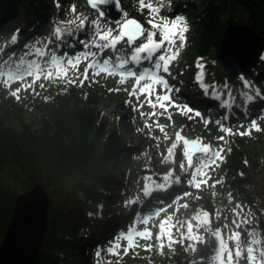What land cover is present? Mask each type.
I'll list each match as a JSON object with an SVG mask.
<instances>
[{
  "label": "trees",
  "instance_id": "1",
  "mask_svg": "<svg viewBox=\"0 0 264 264\" xmlns=\"http://www.w3.org/2000/svg\"><path fill=\"white\" fill-rule=\"evenodd\" d=\"M119 2L123 9L121 20L135 18L146 31L153 30L147 23L150 18L158 23L162 19L170 23L177 16L184 18L180 25L187 29L183 33V47L177 38L173 44H166L163 52L175 57L168 64L171 65L169 75L189 73L188 80L172 86L175 98L188 102L191 109L216 110L213 119L229 125L225 133L230 137L220 167L223 180L214 183L218 192L206 193L205 203L196 214L203 210L213 225L222 226L221 219H214L215 210L221 209L223 202L227 205L228 199L245 195V202L253 209L252 227L264 258V200L255 192L256 186L264 183V153L249 150L242 137L248 133L255 142H261L264 137V118L258 113H264V0ZM166 3L169 8L164 10ZM60 23L72 27L60 31ZM119 23L113 26L114 36L118 35ZM234 24L253 30L263 48L258 63L237 79L229 77L215 58L225 29ZM109 26L88 8L85 0L77 3L74 0H0V67H13L22 76L19 69L22 65L35 66L39 73L37 80L29 77L25 104L0 95V173L7 180L0 178V241L17 194L40 182L52 202L36 264H99L102 250L107 246L102 232L105 224H110L113 230H124L141 215L156 217L158 209L152 206L150 198L162 192L156 188L144 192V180L138 171L128 183L125 170L137 164L155 170L162 178L166 175L165 162L171 160L175 145L159 159L157 153L148 156V143L131 144L120 124L132 125V118L118 120L98 108L99 99L110 93L111 87L90 72L89 59L74 62L77 57L90 53L99 35L111 29ZM154 39L158 42L160 36ZM80 40L89 47L85 48ZM144 40L141 37L132 45L120 40L115 48L104 50L106 56L100 54V49L98 55L120 66L123 63L120 60H130L135 46ZM30 52L34 55L29 60ZM158 56L154 55L153 61H142L139 65L131 62L125 67L151 70L154 68L151 62ZM45 65H52L59 73L45 76L40 69ZM201 72L202 80L197 81ZM184 87H187L186 95L182 92ZM123 104L129 112L133 110L130 97ZM26 109L40 112L37 127L23 121L22 113ZM182 126L186 130V120ZM204 129L201 127V135ZM171 186L182 189L179 184ZM115 189L118 196H114ZM155 221L159 224V219ZM227 244L230 252L228 241ZM163 254L170 255L168 264L180 258L178 254L173 255L169 245ZM190 254L187 251L183 257ZM137 257L148 262L153 256L145 252ZM229 261L233 263L232 259Z\"/></svg>",
  "mask_w": 264,
  "mask_h": 264
},
{
  "label": "rangeland",
  "instance_id": "2",
  "mask_svg": "<svg viewBox=\"0 0 264 264\" xmlns=\"http://www.w3.org/2000/svg\"><path fill=\"white\" fill-rule=\"evenodd\" d=\"M78 1L74 0L76 3ZM163 8L167 10L169 5L166 3ZM120 19L115 24L118 25ZM115 24H109L112 36H114L112 29ZM78 25L77 23L74 27ZM71 27L60 23L58 30L67 31ZM157 36L161 39L160 33H157ZM98 43L104 44L106 41L98 38ZM165 47L166 45L154 55H160ZM98 53L99 48L93 45L90 53L79 56L74 61L89 59L90 72L99 81L111 87L110 93L99 99L98 108L118 120L119 118L121 120L132 118V125L127 127L121 123L120 129L131 144L145 146V143H148V156L157 153L159 159L164 158L168 150L175 145V153L171 160L165 162L166 175L162 178L158 177L155 170L141 168L136 166L137 164L132 169L126 168L128 183L134 180L133 176L137 171L141 175L142 172H151L155 175L154 181L145 180L142 175L143 191L156 188L162 192L160 196L150 198L152 206L158 210L154 218L149 215L135 218L134 222L124 227V231L123 229L113 230L110 224H105L102 232L107 246L102 250L103 258L99 260V264H146L147 261L137 257L139 253L142 256L145 252L153 256L148 259L147 264H161V262L168 264L166 261L170 255L163 254L166 245H169L173 255L180 256L177 261L181 260L187 251L192 256L195 254V247L201 245L203 236L208 234L207 229L201 225L203 210L198 211L197 214L196 211L205 203L206 193L218 192V186L214 183H220L223 180L220 167L230 138L225 133L229 125L219 119H213L217 115L216 110L203 112L198 109H189L191 106L188 102L177 101L175 98L177 95L172 86L188 80V72L183 71L177 76H171L158 71L159 76L157 77H162L167 82L168 88L171 89L169 92L164 85L155 82L156 77L140 80L138 73L137 76H130L131 74L127 73L126 69L131 67L117 70L120 67L117 66L114 69L112 61L110 60L111 63H109L105 57H99ZM105 54L106 52L103 51L102 55ZM33 55L34 52H30L28 59L30 60ZM151 64L154 65L152 62ZM168 66L171 67V65ZM19 69L22 71V76L13 67L7 65L0 67V95L1 97L9 96L13 101L25 104L29 77L37 80L39 73L35 66L22 65ZM40 69L45 76H55L59 73L58 69L53 68L52 65H45ZM149 71L156 72L155 68ZM23 77L27 78L26 81L22 80ZM149 88L151 91L146 93ZM182 92L186 95L187 87H184ZM166 95L170 96L169 101L164 100ZM128 97L132 102L131 112L123 104V100ZM258 113H261L260 115L264 118V113L261 111ZM206 114L209 117H205ZM39 116L40 112L37 109H26L22 113L23 121L33 127H37L36 120ZM184 120L188 124L186 130H183L182 126ZM201 127L205 128L203 135L200 132ZM242 137L249 150L264 153V137L261 138V142H255L248 133ZM197 145L199 153L193 154L188 151L187 147ZM0 178L7 181L1 173ZM172 183L179 184L182 189L174 188L171 186ZM263 189L264 183L260 182L255 190L256 194L262 195L261 200H264ZM118 194V190L115 189L114 196ZM128 195L130 196V191ZM245 197L242 195L236 200L228 199L227 205L223 202L222 208L214 212L215 221L219 219L222 221L224 240L228 241L231 247L230 252L228 247L225 259L227 261L232 259L235 264H264V258L258 249L252 227L254 224L253 209L245 202ZM156 219H159V224L156 223ZM130 230L135 233V237L129 241ZM114 256H121L122 259H112ZM161 257L163 260L160 259Z\"/></svg>",
  "mask_w": 264,
  "mask_h": 264
},
{
  "label": "water",
  "instance_id": "3",
  "mask_svg": "<svg viewBox=\"0 0 264 264\" xmlns=\"http://www.w3.org/2000/svg\"><path fill=\"white\" fill-rule=\"evenodd\" d=\"M85 1L88 8L96 12L99 18L100 9L112 7L113 20L107 17L100 18L108 24H115L122 16L120 2V12L116 13L115 0L110 5L98 4L95 8L89 0ZM127 20H135L142 26L137 19L127 18L119 23V31L121 24ZM262 52L263 48L257 34L248 26L234 24L225 29L215 58L223 71L229 77L235 78L253 68ZM187 149L193 154L199 153L198 145ZM142 175L145 180L154 181L153 173L142 172ZM51 202L48 191L38 181L29 190L17 194L9 224L0 241V264H36L48 228ZM201 217V225L207 229L208 234L203 236L202 244L195 247L194 255L183 257L173 264H232L225 259L228 244L224 240L221 224L213 225L207 212H203Z\"/></svg>",
  "mask_w": 264,
  "mask_h": 264
},
{
  "label": "snow or ice",
  "instance_id": "4",
  "mask_svg": "<svg viewBox=\"0 0 264 264\" xmlns=\"http://www.w3.org/2000/svg\"><path fill=\"white\" fill-rule=\"evenodd\" d=\"M113 0H89V3L95 8L98 4H108L110 5ZM74 11V8L72 9ZM116 13L120 12L119 0H115V9ZM113 8L109 7L108 9H100L99 16L101 19L107 17L109 20H113L112 16ZM126 15V14H125ZM184 18L182 16L175 17L170 23L164 21L163 19L158 23L155 19L150 18L147 23L151 26L153 30L146 31L137 21L135 20H127L126 22L122 23L120 26L119 35L112 36L111 32H104L102 35L99 36L100 40L106 41L104 44L96 43V47L100 49L101 53L107 48H115L116 44L122 40L127 39L129 45L134 44L138 39L144 37L145 40L142 42L138 47L133 49V54L130 57V60L121 59L120 67L117 70H123L126 64L131 62H135L139 65L142 61H153L154 54L163 49L166 44H173L175 40L178 38L181 41V47H183V40L184 36L183 33L186 31V26L184 28H180V25L183 23ZM81 26H83V21H81ZM157 32L161 34V39L159 42H155V37ZM79 43L84 45L85 48L89 47V45L80 40ZM71 46V45H70ZM144 54V55H141ZM174 56H166L163 52L155 59L154 68L158 72L161 69L163 72H168V64L169 62L174 59ZM264 58V57H262ZM120 59V58H118ZM101 62V61H100ZM103 63V61L101 62ZM111 63V61H109ZM112 68H117V64L113 65ZM127 73H130V76H137L136 72L132 70H128ZM148 76H155V72H149L148 69H145L142 73L138 75L140 80H145ZM198 80H202V72L197 77ZM155 82L160 83L165 86V88L171 92V89L168 88L167 82L162 77H156ZM246 86L247 82H246ZM151 89H147L146 93L150 92ZM207 91V88H205ZM214 96L217 93H213ZM171 98L170 96L166 95L164 97L165 101H169ZM251 99V97H248ZM174 103V102H173ZM187 107V106H185ZM188 108V107H187ZM191 109V108H189Z\"/></svg>",
  "mask_w": 264,
  "mask_h": 264
},
{
  "label": "bare ground",
  "instance_id": "5",
  "mask_svg": "<svg viewBox=\"0 0 264 264\" xmlns=\"http://www.w3.org/2000/svg\"><path fill=\"white\" fill-rule=\"evenodd\" d=\"M122 231V230H121Z\"/></svg>",
  "mask_w": 264,
  "mask_h": 264
}]
</instances>
